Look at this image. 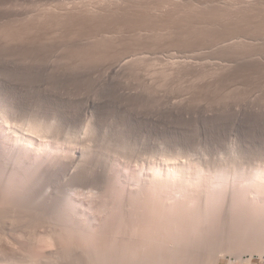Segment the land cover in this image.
Returning <instances> with one entry per match:
<instances>
[{"label": "rangeland", "instance_id": "1", "mask_svg": "<svg viewBox=\"0 0 264 264\" xmlns=\"http://www.w3.org/2000/svg\"><path fill=\"white\" fill-rule=\"evenodd\" d=\"M253 1L255 2L252 3ZM260 2L257 0H0V115L3 117L5 114L4 118L9 117L11 122L13 121L6 124V128L3 126L5 122L4 124L0 123V154L3 152L1 155L4 158L3 160L0 155V161L2 159V164L6 162V167L3 165V169L0 164V180L5 182L3 177L9 171L12 170L10 173L16 172L12 167L18 166L20 162H17L19 161L17 157L21 155L26 162L33 160L31 162L38 163L39 160L35 156L44 152L41 157L45 156L48 159L50 153L46 151L48 155L45 154L46 145L44 143L60 144V146L58 145L60 151L57 152L58 154L50 155V161L54 154L59 156L58 158L54 156L58 160L60 157L65 160L69 159L68 161L77 158L75 165L78 167H75L81 173V176L80 174L78 176L79 172L76 174L77 180L75 177L72 178L73 180L71 179L72 181L68 180L70 184L67 183V180L62 183L59 174L57 179L53 177L50 192L52 197L55 196L47 206H44L43 203L40 204V207L36 204V200L26 202L27 205L14 203L15 188L7 191L1 183L0 264H115L112 262H116V258L109 251V246H106L108 249L104 248L106 250L102 249L104 252L100 251L101 255L99 253L100 259L105 255L104 261L102 259L103 262L95 258L94 250L96 251L95 248L98 247L95 246V243L102 238V240L109 238L110 240H107L111 241L113 236L119 238L118 235H122L123 239H129L130 233L134 235L133 229H130L132 225L133 228L136 227L135 225H138L137 228L148 226L145 228L148 232V234L145 233L146 237L156 238L158 234L162 236L164 230L166 231L163 236L167 237V234L170 236L172 231L171 236L173 235V237L165 238L175 241L174 243L177 246L179 244V247L180 244H185L192 235L190 243H187L189 246L185 244L186 247L183 248V245L180 247L181 251L185 250L182 264H187L189 261L193 264H215L218 258L220 264H264L263 258L262 260L258 259L257 250L254 247L257 241L264 246V236L259 234L264 231V226L262 230L260 228L262 225H258V220L262 224L264 219L259 216L256 217L258 219L254 218L255 216L252 217L253 215L250 216L251 214L246 209L247 206H250V201L255 203L252 199L258 197L259 194L250 193L251 197L248 191L242 192V198L245 199L243 200L237 193V199L240 197V202L250 199L249 202L240 204L234 193L243 190L242 188L240 190L237 184L239 176L245 177H241L244 178L240 179L241 182V180L249 179L250 175H253L251 172L254 173L257 169L264 173V0ZM259 4L261 5L259 6ZM119 60L127 62V66L121 68L122 71L117 70L120 72H113L112 67ZM4 110L7 112L5 113ZM16 122L19 124L17 125ZM13 123L15 127H19L22 136L31 133L30 125L32 128L34 127V130L41 126L44 132L48 128L55 130L50 133L46 132L47 137L46 133L41 132L42 135L38 134L42 138L39 139V135L36 134L33 135L34 138L32 136L29 139L33 138V144H36V147L32 145L33 152H30L36 160L30 158L33 155L24 153L20 146L21 143L16 142L15 130L12 128ZM41 139L42 141H40ZM2 144L6 147L3 145L5 147L3 148ZM13 147L15 151L18 150V153L13 151ZM35 149L37 152L34 153ZM61 151L64 152L61 154L59 153ZM7 152L10 157H7ZM11 153L13 159L14 157L18 159H14L15 166L12 165L14 161H11ZM169 157H173L177 161L179 159V163L186 162L184 164L193 161L192 164H189L191 167L202 168L206 170L207 174L212 173L210 175H215L217 172L221 174L224 172L225 176L228 174V184L223 185L225 192L221 190L219 193L220 196L224 194L225 197L221 196V198L218 195L220 198H218V204H220L219 208L229 202L234 204L233 207H230L232 211H229L233 215L228 216L231 218L230 230L232 232L228 231L231 232L229 235L232 238L224 229L222 230L226 234L223 231L221 233L224 234L219 233L221 227L219 229L218 222L216 225L215 222L213 224L209 222L208 227V222L205 221L207 226L205 228V222H199L200 220L195 217L198 215L195 210L187 213L182 212V203L186 198L181 200L182 198L177 196L178 188L181 189V185L178 187L180 184L178 183L176 187L174 179L170 177L169 180L167 175L165 176V173L172 168L167 163ZM57 159H53V163L50 162V165L48 160H45V164L54 168L58 165ZM7 160H9L8 163ZM167 164L169 169H167ZM9 166H12L11 169ZM18 167L21 168L20 164ZM153 167L159 171V173L156 172L158 178L153 179V174L150 175ZM233 167L236 170L239 168L237 174L234 172L236 170H231ZM68 170L73 172L75 168L70 166ZM239 171H242L241 174L246 172L248 175H244V173L241 175ZM233 172L235 175L232 174ZM159 176L166 178L163 179L162 184L169 180L165 184L169 183L167 189L165 185L163 187L159 183ZM235 177L238 178L235 179ZM148 180L157 182H153L154 186ZM64 182L66 183L64 184ZM157 183L160 184V188L156 186ZM170 184L174 186L171 187ZM240 186L242 185L240 184ZM168 187L170 190L174 189L173 193H176L172 195V190L168 191ZM174 187L178 189V192ZM154 188L160 189L158 195ZM234 188L238 191H234ZM202 190L201 193L205 191V189L203 192ZM245 193L248 194L247 197ZM69 194L72 197H69L70 200H67V204H62V202L60 204V201L66 202L65 198L68 199ZM159 194L162 197L155 198L156 195L159 197ZM204 194L202 197L200 196V199ZM232 195H235L233 197L235 200ZM173 196L176 199L179 197L177 201L176 199L172 200ZM259 196L258 199L264 200V195L260 194ZM71 199L75 201L70 203ZM153 199H159L162 204L170 201L166 203L167 205L175 202L177 204L173 205L178 207L182 204V211L178 210L180 207L177 209L178 212L175 211L173 206H169L171 209L169 211V208L161 209L156 206L159 202L157 201V203ZM160 199H167V201L162 200V202ZM221 199L225 202L222 205ZM227 199L229 202L226 203ZM68 201L71 205L68 204ZM236 201L242 209H246L247 214ZM57 203L62 206L66 204L68 208L73 206L70 210L60 207L59 204L57 207ZM185 203L187 205V201ZM230 203L227 205L232 206ZM132 204L137 205L135 207ZM139 204H144V206L140 208ZM165 205L163 204V206ZM48 206L50 209L47 208ZM52 206L56 208H51ZM75 206L81 210L86 208L85 210L89 212L87 214V211H84L86 215L94 216L92 220L95 228L98 229L94 228L91 231L92 234L97 231L96 235H90L94 239L90 236L85 239L79 233L80 236H77L78 231L74 232L70 221H58L63 218L60 214H56L59 211H55V209L65 208L72 214L70 215L68 212V217H72L74 215L72 209H75ZM147 206H149L148 209H152L145 212L144 209ZM42 207L47 209L43 208L44 210L42 209L41 212ZM251 207L256 209V206ZM158 209L160 210L158 211ZM51 210H54L53 214L56 216L49 214L52 213ZM60 210L62 214L67 212L64 209ZM152 210H157V212ZM45 211L46 215L43 213ZM130 211L136 219L129 216ZM151 211L155 218L160 217V213L162 217L167 216L168 219L171 216L169 220L161 217L156 218L159 222L162 221L159 223L161 231L147 220L148 216L152 217L149 214ZM173 211L176 212L175 217L170 215L173 214ZM180 211L183 215L187 214L186 216L189 218L181 219L177 216L178 219H175L176 215L181 213ZM162 212H165L164 216ZM132 213H136V216ZM157 213L158 215L155 216ZM191 213L197 221L192 219L190 221ZM138 215H142L145 219L140 216L141 221ZM254 215L256 214L254 213ZM245 217L257 221L252 220L251 222V220H245ZM163 220L167 221L166 224L171 220H174V223L170 222L166 225ZM110 221H113L114 224H111ZM183 221L187 224L190 223V229L196 224L194 226L197 230L201 228L202 235L200 233H198L199 236L195 235L192 230L190 232ZM175 222L177 229L174 230ZM56 223L59 227L63 223V226L60 227L62 229L57 228ZM121 223H124L123 227L119 225ZM251 223L257 224L253 227L259 228L260 231L259 229L255 230L252 225L249 226ZM67 224L71 226H66ZM141 224L145 225L141 226ZM241 224L243 225L238 227ZM150 225L153 226L151 230ZM170 225L177 232V236L169 227ZM236 225L241 230L244 228L242 232L238 229L241 234L235 231ZM119 226L122 230H119ZM162 226L163 229L165 227L164 230L161 228ZM181 226H185L186 228H184L188 230ZM199 226L200 228H198ZM217 226L219 230L216 229ZM247 226L248 229L250 228L249 231L246 229ZM69 227L72 228L68 233L66 231ZM154 227L155 229H153ZM213 227L219 234L216 236L215 233L214 238L211 237L215 231ZM207 228L210 230L212 228L214 231L207 230ZM204 230H207L206 232H209L210 235L206 234ZM105 231L107 235L105 234L104 237ZM153 231L159 232L155 234ZM186 231H189L190 235L186 234L188 233ZM244 231H247L248 234ZM252 231L254 236H252ZM256 231L259 232L256 233ZM120 232L121 234H119ZM235 232L238 234L234 235ZM242 233L248 235L245 236H247L249 244L245 241ZM112 234L114 235L112 236ZM258 234L259 237H257ZM48 235L51 236V240ZM97 235L102 236L101 239H98L100 237ZM183 235L185 238L187 235V239L184 238L185 242L182 238ZM193 235L194 238H192ZM203 235L207 241L202 238L201 242L205 241V244L210 242L204 247V243L200 242V237ZM207 235L211 237V241ZM239 235L242 237L240 238ZM196 236L200 239H197ZM249 236H252L250 237L251 241H257L251 242ZM122 237L120 238L122 239ZM256 237L260 239H256ZM47 239L51 243L53 241V247H50L51 244L47 243ZM192 239H195L194 244ZM213 240L215 242L210 246ZM196 242L199 243L196 244ZM244 242L248 245H244ZM97 243L96 245L100 246ZM193 247L195 248L192 249ZM209 247H213V249ZM202 248L204 250L206 248V250L204 251ZM196 249H200L199 251L203 253L199 254ZM186 253L188 254L186 255ZM189 254H193L190 255V259L187 257ZM250 254L254 256L248 262L246 260ZM196 259L205 260L202 262L199 260V263ZM120 260L121 258L117 259L116 263L123 264L121 263L123 259Z\"/></svg>", "mask_w": 264, "mask_h": 264}, {"label": "bare ground", "instance_id": "2", "mask_svg": "<svg viewBox=\"0 0 264 264\" xmlns=\"http://www.w3.org/2000/svg\"><path fill=\"white\" fill-rule=\"evenodd\" d=\"M252 1V0H251ZM257 1H259V3H261L260 1L261 0H257ZM2 2V1H1ZM140 2V1H139ZM239 2V1H238ZM250 1H248V3H249ZM255 1H253L252 3H254ZM263 2V1H262ZM131 3V2H130ZM146 3V2H145ZM247 3V4H248ZM258 3V2H257ZM241 5H242V3H240ZM239 4V5H240ZM250 4H251V2H250ZM256 4V3H255ZM143 5V4H142ZM146 5V4H145ZM144 5V6H145ZM238 5V6H239ZM245 5H246V3H245ZM252 5V4H251ZM258 5V4H257ZM261 4H259V6H260ZM243 6V5H242ZM247 6H249V5H247ZM253 6V5H252ZM236 7V6H235ZM234 7V8H235ZM157 8V7H156ZM159 8H161V7H159ZM238 8V7H237ZM240 8V7H239ZM75 9V8H74ZM88 9V8H87ZM248 9V8H247ZM69 10V9H68ZM158 10V9H157ZM238 10V9H237ZM241 10V9H240ZM67 11V10H66ZM160 11V10H159ZM239 11V10H238ZM242 11V10H241ZM239 13H240V11H239ZM236 14V13H235ZM62 16V15H61ZM91 16V15H90ZM235 19V18H234ZM11 22V21H10ZM41 22V21H40ZM43 26V25H42ZM9 32V31H8ZM114 33V32H113ZM5 35V34H4ZM35 35V34H34ZM106 39V38H105ZM14 41V40H13ZM105 42V41H104ZM100 43V42H99ZM76 44V43H75ZM101 44V43H100ZM106 44V43H105ZM76 46V45H75ZM89 47H91V46H89ZM79 51V50H78ZM83 56V55H82ZM125 66V67H124ZM126 66H127V62L125 63V62H123V60H119L117 63H114V65H113V67H112V70H113V72L115 71H117V70H121V68H126ZM122 71V70H121ZM117 72H120V71H117ZM1 109V108H0ZM3 110V109H2ZM5 111V110H4ZM3 111V112H4ZM2 112V113H3ZM7 111H5V113H6ZM4 114V113H3ZM2 114V115H3ZM5 115V114H4ZM4 115H3V117H1V115H0V120H1V122L0 123H3L4 124V122H5V125H3V126H5V128H6V124H10V122H11V120H10V118L9 117H6V118H9V119H6V118H4ZM7 115H8V113H7ZM10 116H12V115H10ZM13 120V119H12ZM15 120V119H14ZM6 121H7V123H6ZM13 122V121H12ZM11 122V123H12ZM15 123V122H14ZM12 124L13 126H12V128H14V137H15V139H16V142H20L19 144H20V146L23 148L22 149V151L24 152V153H26L27 155H33V154H31L30 152L32 151L31 150V148L33 147L32 145H34L35 147H36V144H33L34 142L32 141V139L34 138V136L33 135H36V134H40L41 132H44V130L42 129L43 127L41 126V128L39 127H37L38 129H36V127H35V129L36 130H34V127L32 128V126L30 125V127L32 128V130H30L29 129V131H31V133H28V134H26V136H22V134H21V130H19V127H15L14 125L15 124ZM16 124H17V122H16ZM19 124V123H18ZM17 124V125H18ZM24 124V123H23ZM29 125V124H28ZM27 125V126H28ZM9 126H11V125H9ZM20 126V125H19ZM8 127V126H7ZM21 127V126H20ZM23 127V126H22ZM49 127V126H48ZM2 128V127H1ZM25 129V128H24ZM28 129V128H27ZM47 129V128H46ZM52 128H48V130H46L44 133H50V131L52 132H54L55 130H51ZM12 131V132H13ZM25 131V130H24ZM59 131V130H58ZM9 132V131H8ZM27 132H28V130H27ZM47 133H46V137H47ZM38 134V135H39ZM43 133H41V135H42ZM53 134V133H52ZM25 135V134H24ZM37 135V136H38ZM43 135V136H44ZM3 136V135H2ZM11 136V135H10ZM33 136V138L31 139V140H29L31 137ZM56 136V135H55ZM39 137V139L40 138H42V136H38ZM50 137H51V135H50ZM49 137V138H50ZM9 138V137H8ZM6 139V138H5ZM37 139V138H36ZM36 139H34V140H36ZM46 139V138H45ZM56 139V138H55ZM87 139V138H86ZM4 140V139H3ZM38 141V140H37ZM40 141H42V139L40 140ZM59 141V140H58ZM90 141V140H89ZM5 142V141H4ZM44 142H46V141H44ZM1 143V142H0ZM3 143V142H2ZM38 143V142H37ZM39 143H41V142H39ZM43 143V142H42ZM50 143V142H49ZM61 143V142H60ZM16 144V143H15ZM56 144V143H55ZM55 144H48V143H44V145H46V150H45V152L47 151L48 153H50V155H52L53 153H55V154H58L57 152L58 151H60V144H58V145H55ZM1 145V144H0ZM4 144H2V147L3 148H5L4 146H3ZM11 146V145H10ZM38 146H39V144H38ZM38 146H37V148H38ZM41 146H42V144H41ZM40 146V147H41ZM1 147V146H0ZM9 147V145L7 146V148ZM34 147V148H35ZM40 147H39V150H41L40 149ZM43 147H45V146H43ZM90 147V146H89ZM12 148V147H11ZM16 148V147H15ZM87 148V147H86ZM33 149V148H32ZM91 149V148H90ZM6 150V149H5ZM4 150V151H5ZM36 150V149H35ZM39 150H38V153H39ZM42 150H43V148H42ZM62 150V149H61ZM65 150V149H64ZM88 150V149H87ZM1 151H3V150H1ZM8 151V150H7ZM9 151H10V149H9ZM13 151L15 152V153H18L17 151H15L14 150V147H13ZM12 151V149H11V152H13ZM44 151V150H43ZM14 152H13V154H14ZM21 152V151H20ZM19 152V153H20ZM33 152V151H32ZM35 152H37V150L36 151H34V153ZM41 152V151H40ZM47 152L45 153V154H47ZM62 152H64V151H61V152H59V153H61L62 154ZM3 153V152H2ZM1 153V154H2ZM43 154H44V152H42ZM42 153L39 155V154H35L36 156V158H37V160H39L38 161V163L35 161L36 159H35V157H34V155H33V157H30V158H34L35 160V162H31V161H33V160H31V161H24V157H23V155H21V156H19V157H17L18 159H19V161H17V162H20L19 164H20V167H21V165H22V167L21 168H19L18 166H19V164H18V166L17 167H12V168H14V170L16 171V172H14V173H10L11 171H9V173L7 174V175H5L3 178H4V181L5 182H3L2 180H0V185H1V183H2V186L3 187H5V189H7V191H8V189L10 190H13L12 188L14 187L15 188V190H14V196H15V199L13 198V202L14 203H17V204H26V202H32L33 200L35 201L36 200V204L38 205V207H40V204H45L44 206H47L48 205V203H50V202H52L51 201V199H53L54 198V196L52 197L51 196V192H50V185H52L51 184V182H53L52 181V179H53V177H58V174H59V176H60V181L62 182V181H65V180H67V183L73 178V177H75V176H77L76 174L79 172V169L78 168H76L75 166H77V165H75V160H77V158L75 159H73L72 158V160L71 161H68V160H65V159H61L62 157H60L59 158V160L57 159L58 157L54 154V156H56L57 158H54V156H52L53 157V159H57L58 161H57V166L56 167H54V168H51V167H49V165H50V162H52L53 163V159H52V161H50V155H49V160L47 159V157H45L44 155V157H41V155H42ZM0 154V155H1ZM7 157L9 156L10 157V155H9V153L7 152ZM12 154V153H11ZM13 154L11 155L12 157V159H11V161L13 160L14 161V159H17V158H15L14 157V159H13ZM83 154V153H82ZM6 155V153L4 152V156ZM15 155V154H14ZM20 155V154H19ZM27 155H26V158H27ZM48 155V154H47ZM60 155V154H59ZM86 155V154H85ZM65 156V155H64ZM1 157H2V155H1ZM66 157V156H65ZM76 157V156H75ZM238 157V156H237ZM30 158H29V160H30ZM84 158V157H83ZM2 159L4 160V158L2 157ZM2 159H1V161H2ZM8 159V158H7ZM17 159V160H18ZM48 160V162H49V165L47 166L45 163H46V161ZM85 159V158H84ZM181 159V158H180ZM240 159V158H239ZM27 160V159H26ZM46 160V161H45ZM64 160V161H63ZM80 160V159H79ZM87 160V159H86ZM238 160V159H237ZM0 161V164H1V166H2V169H3V165H5V167H6V162H5V164H2V162ZM10 161V162H11ZM167 163L168 164H170V166L172 167V168H170L169 166H168V164L166 165V166H168L167 167V169H169L170 168V170L167 172V173H165V176L167 177V179H169L170 180V177L171 178H173L174 179V181H175V186L178 184V183H180V184H178L179 186L178 187H180V185H181V189L180 188H178L179 189V193L177 194V196H179L180 198H182L181 200H183V199H185L184 201L186 202L187 201V205H185L184 203H182L183 204V209H182V207H181V205L182 204H180V208L178 207V206H174L173 204L175 203H173L172 202V204L171 205H167L166 203H168V202H170V201H168V202H163L164 200H166L167 201V199H160L162 202H163V204L166 206H163V204L161 203V202H159V199L157 200V199H153V200H155V202H159V203H161V204H159L158 202V204L157 203H154V204H157L156 206H158V207H160L161 209L163 208H169V206H173L175 209V211H177V209L178 210H181L182 212H184V213H187V212H190V211H192V210H195V213L197 212V216L195 215V213H193L194 215H195V217L196 218H198V220H200L199 222H202V223H204L205 221L206 222H208L207 223V226L209 225V222H212L211 224H213L214 222V224L216 225L217 224V222L219 223L218 224V226H219V229H220V227H221V231H219V233L220 234H226V232L224 231V230H226V231H228V230H230V228H231V218H229L228 216L229 215H233L232 214V212H229V211H232V210H230L231 208L230 207H233L234 206V204H232V203H230L229 202V200L228 201H226V203L227 202H229L232 206H228L227 204H229V203H227V204H224L225 206L223 207V202H224V200H222V203H221V205H222V208H219V206H220V204H218V195H219V193L221 192V190H223V192H225L224 191V189H223V185H227L228 184V174L225 176V174H224V172H222L223 174H221V173H219V172H217L215 175H210V174H212V173H210L209 172V174H207L206 173V170H204V169H200V168H198V169H200V170H198L197 168L195 169V168H193V167H191L189 164H192V162L190 163L189 161H188V163L189 164H184V163H186V162H184V163H179V159H178V161H177V159H175V158H173V157H169V160L167 159ZM195 161V160H194ZM9 162V160H7V163ZM41 162V163H40ZM47 162V163H48ZM80 162V161H79ZM78 162V163H79ZM40 163V164H39ZM77 163V164H78ZM228 163V162H227ZM12 164V163H11ZM15 164V161H14V163L12 164V165H14ZM80 164V163H79ZM9 165V164H8ZM16 165V164H15ZM14 165V166H15ZM46 165V166H45ZM54 165V164H53ZM123 165V164H122ZM197 165V164H196ZM202 165V164H201ZM218 165V164H217ZM70 166H74V168H75V170L73 171V172H71L70 170H68V167H70ZM192 166H194V165H192ZM240 166V165H239ZM8 167V166H7ZM10 167V166H9ZM11 167H10V169H11ZM78 167V166H77ZM84 167V166H83ZM156 167V166H155ZM155 167H153L151 170V176H152V174H153V179L155 178V177H157L158 176V174L156 173V172H158L159 173V171L155 168ZM200 167V166H199ZM202 167V166H201ZM205 167V166H204ZM223 167H224V165H223ZM231 167V166H230ZM73 168V167H72ZM72 168H71V170H72ZM226 168V167H225ZM1 169V168H0ZM7 169V168H6ZM227 169H228V167H227ZM231 170H236V169H234V167L231 169ZM237 170H239V168L237 169ZM236 170V171H237ZM8 171V170H7ZM68 171H70V172H68ZM80 171H81V169H80ZM140 171V170H139ZM227 171V170H226ZM229 171V170H228ZM236 171H234L235 172V174H237L238 173V171L236 172ZM253 171V170H252ZM165 172V171H164ZM216 172V171H215ZM230 172V171H229ZM234 172L232 173V174H234ZM241 172L242 171H239V173L241 174ZM225 173H228V172H225ZM244 173V175L246 174V172H243ZM242 173V174H243ZM5 174V173H4ZM79 174H80V176H81V173L79 172L78 173V176H79ZM214 174V173H213ZM229 174H231V173H229ZM231 174V175H232ZM234 174V175H235ZM241 174V175H242ZM251 174H253V175H250V177H249V179H245L246 181H242L241 180V182H240V179H244V178H241L242 176H239V178L240 179H237L236 177H235V179H237L236 181H237V184H238V186H239V188H240V190H242V191H238L237 189H235L234 188V191H238V192H234L235 193V195H232V198L235 196V198L237 199V196H238V194H240L241 195V193L242 192H249V194L250 193H252V194H254V192H256L257 194H261V196H263L264 195V173L263 172H260V170L259 169H257L256 171H254V173L253 172H251ZM129 175V174H128ZM239 175V174H238ZM238 175H236V176H238ZM246 175H248V174H246ZM1 176V175H0ZM150 176V178H152ZM161 176V175H160ZM159 176V177H160ZM165 176L162 178V177H160V179H158L157 180V178H156V180L159 182V183H161L162 181L164 182V180L166 179L165 178ZM247 177V176H246ZM67 178H69V179H67ZM128 178V177H127ZM231 178V177H230ZM57 179V178H56ZM75 179L77 180V177H75ZM164 179V180H163ZM69 180V181H68ZM73 180V179H72ZM71 180V181H72ZM127 180V179H126ZM156 180H154V181H156ZM169 180L167 181V182H169ZM178 180V181H177ZM2 181V182H1ZM75 181V180H74ZM87 181V180H86ZM140 181V180H139ZM148 181H150V180H148ZM153 181V182H154ZM156 181V182H157ZM171 181H172V179H171ZM170 181V182H171ZM76 182V181H75ZM142 182V181H141ZM153 185H154V183L152 182V180L150 181ZM156 182H155V184H156ZM162 182V183H163ZM167 182H165L164 184H162L161 186H163V187H165L166 189H167V185L169 184H167V185H165ZM235 182V181H234ZM46 183H47V185H46ZM63 183V182H62ZM66 182H64V184H65ZM74 183V182H73ZM140 183V182H139ZM150 183V184H151ZM227 183V184H226ZM68 184H70V183H68ZM138 184V183H137ZM145 184V183H144ZM143 184V185H144ZM158 184V183H157ZM172 184H174V183H172ZM240 184L242 185V186H240ZM67 185V184H66ZM134 185V184H133ZM145 185H147V184H145ZM149 185V184H148ZM152 185V186H153ZM165 185V186H164ZM171 185V184H170ZM68 186V185H67ZM136 186V185H135ZM155 186V185H154ZM157 187L159 186V188L161 187L160 186V184H158V185H156ZM169 186V185H168ZM174 186V185H173ZM172 185H171V187H173ZM230 186V185H229ZM237 186V187H238ZM2 187V188H3ZM52 187V186H51ZM146 187V186H145ZM148 187V186H147ZM163 187L161 188L162 190H163ZM177 187V186H176ZM176 187H174V188H176ZM221 187H222V189H221ZM225 187V186H224ZM236 187V188H237ZM155 189V191H157L156 193H157V195H158V190H160V189ZM164 188V189H165ZM191 188V189H190ZM205 189V191L203 192V190ZM238 188V189H239ZM242 188V189H241ZM4 189V188H3ZM177 189V188H176ZM178 189H177V192H178ZM203 189V190H202ZM53 190V189H52ZM170 190V188L168 187V191ZM172 190V195L174 194V193H176V192H174L173 193V190L174 189H171ZM170 190V191H171ZM199 190H200V192H199ZM201 190H202V192L203 193H205L204 195H203V198H205V199H200V196L202 197V194L203 193H201ZM142 191V190H141ZM150 191H151V189H150ZM191 191V192H190ZM53 192V191H52ZM160 192V191H159ZM163 192H164V190H163ZM166 192V191H165ZM156 193H154V194H156ZM162 193V192H161ZM160 193V194H161ZM168 193V192H167ZM169 193H171V192H169ZM233 193V194H234ZM238 193V194H237ZM255 193V194H256ZM6 194V193H5ZM152 194V193H151ZM159 194V197H156L155 196V198H160V197H162V195H160ZM162 194H165V193H162ZM223 194V193H222ZM246 194V197L248 196V194L247 193H245ZM244 194V195H245ZM124 195V194H123ZM188 195V196H187ZM224 195V194H223ZM223 195H221V196H223ZM239 195V196H240ZM258 195V197H256V198H254V199H252L255 203H253L252 201H250V206H245L246 207V209H247V211H248V213L249 214H251L250 216H252V217H254V218H256V217H258L259 216V218H261V219H264V216H263V214L264 213H261V212H264V200H262V199H258L260 196ZM9 196V195H8ZM58 196V195H57ZM112 196V195H111ZM176 196V195H175ZM175 196H173V198L174 199H172L173 201L176 199L175 198ZM189 196H191V197H189ZM205 196V197H204ZM220 196V195H219ZM220 196V197H221ZM250 196L252 197V195L250 194ZM250 196H249V198H250ZM254 196V195H253ZM1 197V196H0ZM68 197V199L67 198H65V200H66V202H63V201H60V204H61V202H62V204L63 203H66L67 204V200H70L69 199V197H72V196H70V194H69V196H67ZM122 197V196H121ZM154 197V196H153ZM179 197H177V199L179 198ZM187 197H188V199H187ZM223 197H225V196H223ZM243 196L241 195V198H242ZM190 198V199H189ZM222 198V197H221ZM235 198H233L234 200H235ZM240 198V197H239ZM237 199L238 201L240 200V199ZM4 199V198H3ZM73 199V198H72ZM71 199V200H72ZM177 199H176V201H177ZM220 199V198H219ZM243 200H245L244 198H242ZM151 200V199H150ZM149 200V201H150ZM169 200V199H168ZM171 200V201H172ZM221 200H219V201H221ZM232 200V199H231ZM233 200V201H234ZM248 200H250V199H247L246 201H248ZM256 200V201H255ZM10 201V200H9ZM50 201V202H49ZM59 201V200H58ZM73 201H75V200H72L71 202L70 201H68V204H70V203H72ZM180 201V200H179ZM233 201H231V202H233ZM245 201V202H246ZM55 202H56V200H55ZM54 202V203H55ZM70 202V203H69ZM79 202V201H78ZM77 202V203H78ZM243 202V204H245V202L244 201H242ZM242 202H238V203H242ZM249 202V201H248ZM252 202V203H251ZM14 203H12V204H14ZM75 203V202H74ZM76 203V204H77ZM82 203V202H81ZM100 203V202H99ZM137 203V202H136ZM152 203H153V201H152ZM225 203V202H224ZM236 203H237V201H236ZM235 203V204H236ZM237 203V204H238ZM58 204L59 203H57L56 204V206L58 207ZM59 204V206L61 207L62 205H60ZM66 204H64V206H62V207H66L67 209H70L71 210V208H72V206H71V208H68L67 206H66ZM75 204V205H76ZM107 204V203H106ZM138 204V203H137ZM136 204V205H137ZM149 204H151V203H149ZM154 204H153V206H154ZM175 204H177V203H175ZM249 204V203H248ZM251 204H255V205H251ZM10 205V204H9ZM27 205V204H26ZM49 205H54V204H49ZM71 205V204H70ZM81 205V204H80ZM132 205H134V204H132ZM136 205H134L135 207H136ZM145 205H148V204H145ZM179 205V204H178ZM185 205V206H184ZM0 206H2V205H0ZM17 206V205H16ZM43 206V205H42ZM82 206V205H81ZM120 206H122V207H124L123 205H120ZM129 206H130V204H129ZM133 206V207H134ZM139 206H141L140 208H142L143 206H144V204L142 205H140L139 204ZM155 206V207H156ZM238 206H239V204H238ZM241 206V205H240ZM239 206V207H240ZM251 206H256V209L255 208H253V207H251ZM35 208H36V206H34ZM55 207V206H54ZM53 206L51 207V208H54ZM76 207V208H75ZM75 207H73V208H75V209H72V211L74 210V212H73V216L71 217H68V212H69V210H67V212L66 213H64V214H62L61 213V210L60 209H64V211H66L65 210V208H59V210H57V209H55V211H59V213L58 212H56V214L57 215H59L60 214V216H61V218H63V219H61V220H58V221H62V220H64L65 222H69L70 221V224L72 223V226L74 227V228H72V227H69V228H67L68 229V231H66V232H68L69 233V230H71L70 228H72L73 230H74V232H76V231H78L77 232V236L79 235V234H81V236L83 235L84 237H85V239H86V237H89L90 235H94V234H92V230H94V228H95V225H94V222H93V220H92V218L94 217H90V216H88V215H86V213L84 212V211H87V210H81V208H79V207H77V206H75ZM84 207H85V204H84ZM133 207H131V208H133ZM138 207V206H137ZM148 207L149 206H147V208L146 209H144V211L145 212H147L148 210H151L152 208H150V209H148ZM151 207V206H150ZM157 207V208H158ZM172 207V208H173ZM26 208V207H25ZM43 208H46V207H42L41 208V210H40V208H39V210L42 212V209ZM47 208H49V206L47 207ZM46 208V209H47ZM56 208V207H55ZM83 208V207H82ZM126 208V207H125ZM234 208H236V207H234ZM234 208H232L233 210H234ZM238 208V207H237ZM241 209H242V207H240ZM45 209V210H46ZM50 209V208H49ZM48 209V210H49ZM88 209V208H87ZM137 209H139V208H137ZM153 209H154V207H153ZM156 209V208H155ZM243 209H245V208H243ZM242 209V210H243ZM246 209H245V213L247 214V211H246ZM44 210V209H43ZM160 209H158V211H159ZM166 210V209H165ZM169 210H171L170 208L168 209V211ZM197 210V211H196ZM260 210V212H257V211H259ZM7 211H8V209H7ZM47 211V210H46ZM43 212L45 215H46V213L47 212ZM53 211L54 210H51V212L52 213H49V214H51V215H54L53 214ZM72 211H71V213H72ZM128 211V210H127ZM152 211H154V210H152ZM151 211V213L149 212V214H150V216L153 214V212ZM163 211V210H162ZM167 211V210H166ZM180 211V212H181ZM92 212V211H91ZM126 212V211H125ZM155 213L157 212V210L156 211H154ZM161 212V211H160ZM170 212H172V211H170ZM178 212V211H177ZM181 212V213H182ZM193 212V211H192ZM256 214V215H254V213ZM19 213V212H18ZM89 212L87 211V214H88ZM138 213H140V212H138ZM144 213V212H143ZM163 213V212H162ZM180 213V214H181ZM231 213V214H230ZM48 214V215H49ZM56 214L54 215V216H56ZM69 214H70V212H69ZM123 214V213H122ZM132 214H134V213H132ZM136 214V213H135ZM134 214V215H135ZM146 214V213H145ZM145 214H144V216H145ZM175 214H176V212L174 213V211H173V214L171 213L170 215H173L174 217H175ZM180 214H177L176 215V218L175 219H178V218H181V219H186V215L184 214L183 215V213L180 215ZM190 214V213H189ZM188 214V215H189ZM70 215H72V214H70ZM116 215V214H115ZM128 215V214H127ZM156 215H158V213L157 214H155V216ZM165 215V212L163 213V216ZM169 215V214H168ZM191 215H192V213H191ZM235 215V214H234ZM29 216H30V214H29ZM124 216V215H123ZM130 217L132 216L133 217V215H131V211H130V215H129ZM136 216V215H135ZM139 216V215H138ZM140 216H142V215H140ZM139 216V217H140ZM177 216H178V218H177ZM249 216V215H248ZM248 216H246V217H248ZM50 217V216H49ZM107 217V216H106ZM122 217V216H121ZM138 217V218H139ZM160 217L161 218H165L166 220H169L170 218H171V216L169 217V219L168 218H166V217H162L161 216V213H160ZM160 217H156V218H160ZM195 217L193 218V215H192V217L190 218V221H191V219L194 221L195 220ZM232 217V216H231ZM246 217H245V220H251V222H252V220L253 219H249V218H247L246 219ZM46 218H48V217H46ZM134 218V217H133ZM137 218V219H138ZM142 218H143V216H142ZM155 217H154V215H152V217H150L149 218V216H148V219L147 220H149L150 221V224H152V225H154L156 228L158 227V230H160V222H162V221H158V219H156ZM187 218H189V216L187 217ZM94 219V218H93ZM116 219V218H115ZM123 219V218H122ZM134 219H136V218H134ZM140 219H141V217H140ZM143 219H145V218H143ZM173 219V218H172ZM232 219H233V217H232ZM256 219H258V218H256ZM255 219V220H256ZM96 220H97V218H96ZM96 220H95V222H96ZM114 220V219H113ZM119 220V219H118ZM125 220V219H124ZM124 220H122V221H124ZM147 220H145V222L147 223ZM180 220V219H179ZM255 220H253V221H255ZM64 221H63V223H64ZM141 221H142V219H141ZM173 221V222H172ZM185 221V220H184ZM184 221H183V223H184ZM195 221H197V219L195 220ZM257 221V220H256ZM255 221V222H256ZM36 222V221H35ZM111 222V221H110ZM115 223H116V221H114ZM120 222H121V220H120ZM119 222V223H120ZM132 222V221H131ZM138 222V221H137ZM144 222V221H143ZM163 222L166 224V222L167 221H165V220H163ZM170 222L173 224L174 223V220H171V221H168V223L167 224H170ZM176 222H177V220H176ZM176 222H175V224H174V227H175V225H176ZM187 222H189L188 220H187ZM206 222H205V228L207 227L206 226ZM233 222H234V219H233ZM240 222V221H239ZM260 221L258 220V225H262L260 228L262 229V227L264 226V222H262V224L261 223H259ZM27 223V222H26ZM41 223V222H40ZM46 223V222H45ZM60 223V222H59ZM63 223H61L60 224V227H62L63 225ZM113 223V221L111 222V224ZM134 223H136V222H134ZM142 223V222H141ZM145 223V224H146ZM192 223V222H191ZM196 223H198V222H196ZM202 223H201V227H202ZM246 223V222H245ZM57 224V223H56ZM69 224V225H70ZM96 224H97V222H96ZM114 224V223H113ZM117 224V223H116ZM145 224H141V226L142 225H145ZM166 224V225H167ZM171 224V225H172ZM184 224H186V227L187 228H189V231L190 230H192V232L194 231V234L195 235H198V233H202L201 231L202 230H200L201 228H200V226L198 227V228H200L199 230H200V232H199V230H197V228H196V226H194V225H196V224H194V222H193V227L191 226V229H190V227H189V225H190V223H184ZM210 224V225H211ZM58 225V224H57ZM68 224L66 225V226H69ZM120 226H122V225H124V223L122 224H119ZM161 225H162V223H161ZM165 225V226H166ZM171 225L169 226V227H171ZM179 225H180V223H179ZM198 225V224H197ZM233 225V224H232ZM243 224H241L240 226H238V227H241ZM246 225V224H245ZM250 225H252V227H253V225H257V224H249V226ZM50 226V225H49ZM56 226V225H55ZM65 226V225H64ZM66 226H65V228H66ZM71 226V225H70ZM97 226V225H96ZM98 226H100V225H98ZM111 226V225H110ZM119 226V230L121 229L122 230V228ZM136 226V227H135ZM134 227L135 228H133V225H132V227L130 228V229H133V232H134V235L132 234V233H130L129 235L130 236H128V238L129 239H123V237H122V235H118V236H120V237H122V239L120 238H118V237H114L113 235L114 234H112V236H113V238H112V240L111 241H108L107 239H109V238H105V240H102L101 239V237L102 236H100L102 233L100 232V235H97V236H99L100 238H98V239H101V240H94V241H96V243L97 244H100V246L99 245H96V243H95V246H98L97 248H95L96 249V251L94 250V252H95V258H97L98 259V261H102V259H103V261H104V259H105V255L103 256V258L102 259H100L101 257H100V255H101V252H104V250H106V249H110L109 251L110 252H112V256H114V258H116V262H117V259H119V258H121V260L120 261H122V259H123V262H121V263H123V264H182L183 262H182V260H184L183 258V256L185 255L184 254V252H185V250L183 249V251H181L180 250V247H181V245H183V248L184 247H186L185 246V244H187V243H190V238H191V236H190V238H189V236H188V240H186L187 239V235H186V238H185V234L183 235L184 237H182L183 238V241H184V238H185V240H186V242H185V244H180V247H179V244H178V246L171 240V239H166V238H170V236H171V234H172V231H171V234H170V236L167 234V237L165 238L163 235H164V233H165V231L166 230H164L165 229V227H164V229H163V226L161 227L164 231V233H163V235L161 236L160 234H158V232H156L158 235H156L155 237L156 238H154V237H152V236H150V235H152V234H150V233H152L150 230L152 229V227H151V225L149 226L150 227V230L149 229H147L148 231H150V237H146L147 236V234H148V232L146 231V227H148V226H144V228H142V227H138L137 228V226L138 225H135ZM214 226V225H213ZM218 226H217V228L216 229H218ZM1 227V226H0ZM17 227V226H16ZM24 227V226H23ZM59 227V225H58V227L57 228H60ZM113 227V226H112ZM123 227V226H122ZM155 227L153 228V229H155ZM167 227V226H166ZM168 227V228H169ZM172 227H173V225H172ZM172 227H171V229H172ZM173 227V229L175 230V229H177L176 227L174 228ZM181 227H185V226H181ZM185 227V228H186ZM209 227V226H208ZM211 227H212V225H211ZM215 227V226H214ZM213 227V228H214ZM232 227H234V225L232 226ZM237 227V225L235 226V228ZM236 228V230L235 231H238V229H240V231L242 232L243 230H244V228H243V230H241V228ZM259 227V226H258ZM65 228H63V229H65ZM98 228H100V227H98ZM179 228V227H178ZM184 228V229H185ZM194 228V229H193ZM235 228H232V229H235ZM254 229H255V226L253 227ZM264 228V227H263ZM2 229V228H1ZM60 229H62V228H60ZM96 229V228H95ZM103 229V228H102ZM101 229V230H102ZM135 229V230H134ZM145 229V230H144ZM172 229V230H173ZM179 229H182V228H179ZM202 229H204V228H202ZM215 228H214V233H213V236L211 235V237L212 238H214V234L216 233V230ZM218 229V230H219ZM222 229H224V230H222ZM246 229H248V226L246 227ZM259 229V228H258ZM257 229V227H256V229L255 230H258ZM13 230V229H12ZM58 230V229H57ZM96 230H98V229H96ZM118 230V229H117ZM173 230V231H174ZM185 230H188V229H185ZM207 230H210V228H207ZM206 230V231H207ZM250 230V228L248 229V231ZM255 230H253V231H255ZM263 230V229H262ZM261 230V231H262ZM60 231H64V230H60ZM107 231H109V230H107ZM156 231V230H155ZM155 231H153L154 233H155ZM161 231V230H160ZM168 231H169V229H168ZM177 231V230H176ZM180 231V230H179ZM184 231V230H183ZM189 231H186V232H188V233H186V234H188V235H190L189 233L191 232H189ZM205 230H204V232H206ZM210 231H212V228H211V230ZM212 231V232H213ZM224 232V233H221V232ZM231 232H232V230H230ZM230 231H228L227 233H228V235H229V233H231ZM240 231H238V233H240ZM253 231H252V234H253ZM259 231H260V229H259ZM259 231H256V233H258ZM71 232V231H70ZM102 232H103V230H102ZM106 232V231H105ZM111 232V231H110ZM122 232V231H121ZM121 232L119 233V234H121ZM126 232V231H125ZM131 232V231H130ZM234 232V231H233ZM245 232H247V231H244V233ZM60 233H62V232H60ZM65 233V232H64ZM79 233V234H78ZM114 233H115V231H114ZM118 233V232H117ZM128 233V232H127ZM145 233H147V234H145ZM154 233H153V235H154ZM155 233V234H156ZM161 233V232H160ZM169 233V232H168ZM173 233H175V235H176V233L177 232H173ZM180 233V232H179ZM209 233V232H208ZM207 232H206V234H208ZM211 233V232H210ZM236 233V232H235ZM238 233H236V234H234V233H232V234H234V235H237ZM250 233V232H249ZM71 234H72V232H71ZM74 234H76V233H74ZM105 234L107 235V232L106 233H104V237H105ZM111 234V233H110ZM116 234V233H115ZM124 234H126V233H124ZM203 234H205V233H203ZM205 234V235H206ZM218 233H216L215 235L216 236H218L217 235ZM241 234V233H240ZM243 234V233H242ZM247 234H248V232H247ZM247 234H243V236H244V239H245V241H247L248 239H247ZM251 234V233H250ZM249 234V235H250ZM259 234H262L263 236H264V231L261 233H259ZM258 234V236L257 237H259L260 235ZM61 235V234H60ZM73 235V234H72ZM96 235V234H95ZM160 235V236H159ZM166 235V234H165ZM174 235V237H176ZM202 235V234H201ZM200 235V236H201ZM208 235H210V234H208ZM208 235H207V237H208ZM227 235V236H228ZM245 235H247V236H245ZM255 234H253L252 236H254ZM261 235V237H263ZM37 236V235H36ZM49 236V240H51V236L50 235H48ZM62 236V235H61ZM69 236V235H68ZM80 236V235H79ZM82 236V237H83ZM126 236V235H125ZM124 236V237H125ZM169 236V237H168ZM199 236V235H198ZM198 236H196V237H198ZM215 236V237H216ZM223 236V235H222ZM221 236V237H222ZM230 236V235H229ZM233 236V235H232ZM252 236H249V239H250V237H252ZM59 237V236H58ZM71 237V236H70ZM81 237V238H82ZM90 237H92V236H90ZM106 237H108V236H106ZM171 237H173V235L171 236ZM179 237V236H178ZM181 237V236H180ZM210 236L208 237L209 238V241H211L210 240V238H211ZM220 237V236H219ZM225 237H226V235H225ZM231 237V236H230ZM239 237H240V235H239ZM241 237H242V235H241ZM240 237V238H241ZM246 237V238H245ZM256 237V239H260V238H257ZM46 238H47V236H46ZM93 238V237H92ZM192 238H194V235H193V237ZM201 238V239H200ZM198 237L197 239H200V242H201V240H202V238L204 239V235H203V237ZM232 238V237H231ZM264 238V237H263ZM47 239V243L48 244H51V246L50 247H53L54 245H52L53 244V241H52V243H51V241H49ZM70 239V238H69ZM83 239V238H82ZM89 239V238H88ZM87 239V241H89ZM94 239V238H93ZM172 239H174V238H172ZM177 239V238H176ZM175 239V240H176ZM205 239H206V237H205ZM204 239V240H205ZM217 239V238H216ZM225 239V238H224ZM71 240V239H70ZM92 240V239H91ZM90 240V241H91ZM110 240V239H109ZM171 240V241H170ZM180 240V238L178 239V241ZM229 240V239H228ZM232 240V239H231ZM231 240H230V242H231ZM243 240V239H242ZM30 241V240H29ZM50 243H49V242ZM86 241V242H87ZM177 241V242H178ZM192 241H194L193 242V244L195 243V239L193 240L192 239ZM199 241V240H198ZM206 241H207V239H206ZM250 241H251V239H250ZM249 241V242H250ZM254 241H257V240H253V241H251V242H254ZM93 244H94V242H93V240L91 241ZM183 242V243H184ZM203 242V241H202ZM201 242V243H202ZM214 242H215V240H213V243H211V245L210 246H212V244H214ZM243 242V241H242ZM1 243V242H0ZM47 243H46V241H45V244L47 245ZM71 243V242H70ZM89 243V242H88ZM179 243V242H178ZM199 243V242H198ZM197 242H196V244H198ZM204 243V245H203V247L207 244V243H210V242H206V244H205V241L203 242ZM247 243H248V241H247ZM246 242H244V245L245 244H247ZM75 244V243H74ZM241 244V243H240ZM239 244V245H240ZM249 244V243H248ZM247 244V245H248ZM70 245V244H69ZM92 245V244H91ZM102 245H104V246H102ZM188 245V244H187ZM199 245H201V244H199ZM232 245V244H231ZM254 245V244H253ZM252 245V246H253ZM106 246H109L108 248L106 247ZM189 246V245H188ZM191 246V245H190ZM196 246V245H195ZM202 246V245H201ZM200 246V247H201ZM250 246V245H249ZM50 247H48V249L50 248ZM69 247V246H68ZM179 247V248H178ZM197 247V246H196ZM208 247V246H207ZM246 247V246H245ZM244 247V248H245ZM254 247H255V249L257 250V255H258V259H261L262 260V258L264 259V246L263 245H261V243L260 242H255V245H254ZM89 248V247H88ZM104 248H106V249H104ZM191 248V247H190ZM195 247H193L192 249H194ZM210 248V247H209ZM208 248V249H209ZM212 249H213V247H211ZM210 248V249H211ZM102 249H104L103 251H102ZM187 249H189L188 247H187ZM197 249H198V247H197ZM196 249V251H199V250H197ZM207 249V250H208ZM245 249H247V248H245ZM50 250V249H49ZM191 250V249H190ZM189 250V251H190ZM202 250H204V248H202ZM205 250H206V248H205ZM204 250V251H205ZM101 251V252H100ZM193 251H195V250H193ZM192 251V252H193ZM55 252V251H54ZM83 252V251H82ZM107 252V251H106ZM188 252V251H187ZM200 252H202V251H199L198 253L200 254ZM88 253V252H87ZM99 253H100V255H99ZM189 253V252H188ZM188 253H186V255L188 254ZM196 254H197V252H195ZM203 253V252H202ZM201 253V254H202ZM205 253H207V252H205ZM212 253H213V251H212ZM244 253H246V252H244ZM259 253V254H258ZM104 254V253H103ZM102 254V255H103ZM183 254V255H182ZM196 254H194V255H196ZM209 254V253H208ZM57 255V254H56ZM108 255V254H107ZM190 255H193V254H189V256ZM223 255V254H222ZM74 256V255H73ZM189 256H187L189 259L191 258V256L189 257ZM201 257L202 256H204V255H200ZM205 256H206V254H205ZM204 256V257H205ZM209 256V255H208ZM208 256L206 257V259L208 258ZM246 256V255H245ZM253 254H250L249 255V258L246 260V261H248V262H250V260L251 259H253ZM94 257V256H93ZM186 257V256H185ZM187 257H186V260H187ZM199 257V256H198ZM200 257V258H201ZM82 258V257H81ZM217 258V257H216ZM97 259H95V260H97ZM108 259V258H107ZM189 259L187 260V261H189ZM194 260H195V258H193ZM186 260H185V262H186ZM193 260V261H194ZM197 260V259H196ZM200 260V262H202V261H204L205 259H203L202 261H201V259H199ZM199 260H197L198 262H199ZM45 261H46V259H45ZM55 261V260H54ZM79 261V260H78ZM102 261V262H103ZM245 261V262H246ZM116 262H112V263H115V264H117ZM199 262V263H200ZM209 262H210V260H209ZM49 263V262H48ZM119 263V262H118ZM187 263V262H186ZM189 263L190 264H193V263H191L190 261H189ZM189 263H187V264H189ZM185 264V263H184ZM195 264H197V263H195ZM207 264V263H206ZM215 264H220L219 263V258H218V260H216L215 261Z\"/></svg>", "mask_w": 264, "mask_h": 264}]
</instances>
